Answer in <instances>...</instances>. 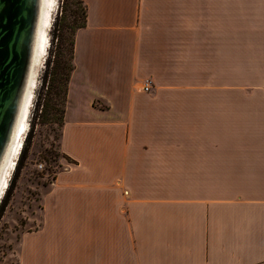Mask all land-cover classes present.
Returning <instances> with one entry per match:
<instances>
[{
    "label": "crops",
    "instance_id": "crops-1",
    "mask_svg": "<svg viewBox=\"0 0 264 264\" xmlns=\"http://www.w3.org/2000/svg\"><path fill=\"white\" fill-rule=\"evenodd\" d=\"M81 1L17 264H264V0Z\"/></svg>",
    "mask_w": 264,
    "mask_h": 264
},
{
    "label": "rangeland",
    "instance_id": "rangeland-1",
    "mask_svg": "<svg viewBox=\"0 0 264 264\" xmlns=\"http://www.w3.org/2000/svg\"><path fill=\"white\" fill-rule=\"evenodd\" d=\"M80 8L77 0H56L53 8L47 46L36 72L27 126L19 149L20 152L26 133L32 126L25 141L24 157L12 180L14 164L0 197L1 201L11 182L0 218V264H17L22 243L19 239L23 233L40 225L43 197L50 191L56 172L67 161L59 148L63 121L62 108L58 105L61 93L55 95L54 92L61 66L68 59L73 11L76 10L79 15ZM44 79L49 81L48 89L43 84ZM57 88L60 92V86Z\"/></svg>",
    "mask_w": 264,
    "mask_h": 264
},
{
    "label": "water",
    "instance_id": "water-1",
    "mask_svg": "<svg viewBox=\"0 0 264 264\" xmlns=\"http://www.w3.org/2000/svg\"><path fill=\"white\" fill-rule=\"evenodd\" d=\"M40 0H0V160L29 68Z\"/></svg>",
    "mask_w": 264,
    "mask_h": 264
},
{
    "label": "bare ground",
    "instance_id": "bare-ground-1",
    "mask_svg": "<svg viewBox=\"0 0 264 264\" xmlns=\"http://www.w3.org/2000/svg\"><path fill=\"white\" fill-rule=\"evenodd\" d=\"M55 5L56 0H40L30 64L26 74L24 87L19 99L10 138L0 160V197L7 185L8 176L15 164V160L17 158L16 156L19 153V149L22 145L23 135L27 126L30 105L33 98L36 72L45 54L48 30Z\"/></svg>",
    "mask_w": 264,
    "mask_h": 264
},
{
    "label": "trees",
    "instance_id": "trees-1",
    "mask_svg": "<svg viewBox=\"0 0 264 264\" xmlns=\"http://www.w3.org/2000/svg\"><path fill=\"white\" fill-rule=\"evenodd\" d=\"M77 3L79 5H81V8H80L81 11H80L79 15H77L76 10L73 11L75 14H74V17H73V22L71 24L72 38L69 41L70 47H69V50H68V59H66L64 61V63L62 64L61 72L59 73L60 76H59V78L57 80V87L60 86V92H59L57 87H55V92H54L55 95H58V93H61L60 97L58 98V105H59V108L60 107L62 108V114L64 112V105H65L66 91H67V83H68V79H69L70 73H71V71L73 69L72 59H73V48H74V35H75V32H76L77 29H79V28H81V27H83L85 25V18H86V8H85L84 4L82 3L81 0H77ZM64 38L65 37H63V39ZM43 84H45L46 88L48 89L49 81L44 79ZM62 123H63V121H62ZM31 128H32V126L29 127L28 132L26 133L23 146H22V148H21V150L19 152V155L17 157L16 163H15V167H14V170H13V173H12V177H11L12 180L16 176V171L20 168V163H21V161H22V159L24 157V152H25V149H24L25 148V141H26L27 137L29 136V131L31 130ZM67 161H70V160L67 159ZM10 187H11V182L7 186V188H6V190H5L4 194H3V197H2V199L0 201V218L2 216V211H3L5 198L7 197V193L9 191Z\"/></svg>",
    "mask_w": 264,
    "mask_h": 264
},
{
    "label": "built area",
    "instance_id": "built-area-1",
    "mask_svg": "<svg viewBox=\"0 0 264 264\" xmlns=\"http://www.w3.org/2000/svg\"><path fill=\"white\" fill-rule=\"evenodd\" d=\"M141 88H142V90H144V91H148L149 88H150V84H149V82H148V81H145V82L141 85Z\"/></svg>",
    "mask_w": 264,
    "mask_h": 264
}]
</instances>
